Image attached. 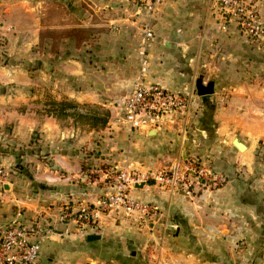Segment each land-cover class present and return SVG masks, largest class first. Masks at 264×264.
<instances>
[{
	"label": "crops",
	"instance_id": "1",
	"mask_svg": "<svg viewBox=\"0 0 264 264\" xmlns=\"http://www.w3.org/2000/svg\"><path fill=\"white\" fill-rule=\"evenodd\" d=\"M261 13L264 21V0ZM148 22L156 38L150 80L188 96L191 108L162 129L131 133L122 121L125 97L110 108L109 76L117 75V84L125 76L133 83ZM0 24L6 51V62L0 59V139L9 128V144L35 152L23 157L32 163L26 175L13 168L0 185V222L20 208L26 219L39 217L61 230L63 207L98 205L109 191L106 165L144 173L197 159L227 178L222 187L193 196L164 192L153 181L132 191L160 209L149 230L161 231L162 220H185V243L192 248L185 259L168 249L151 255L156 262L131 253L155 233L121 213L104 216L86 236H50L36 264H223L202 252L214 255L244 239L264 251V48L235 24L222 30L216 0H165L153 16L113 0H0ZM200 87L211 93L201 94ZM49 101L107 107L109 123L98 131L77 127L74 118L44 114ZM89 235L100 239L90 242Z\"/></svg>",
	"mask_w": 264,
	"mask_h": 264
},
{
	"label": "built area",
	"instance_id": "2",
	"mask_svg": "<svg viewBox=\"0 0 264 264\" xmlns=\"http://www.w3.org/2000/svg\"><path fill=\"white\" fill-rule=\"evenodd\" d=\"M117 3H134L153 16L165 0H113ZM216 12L220 27L226 30L235 24L238 30L258 47L264 48V21L261 0H216ZM3 26L0 24V39ZM7 31H10L8 28ZM143 38L138 47L139 71L133 90L123 101V124L131 131L162 129L178 118H185L191 108V99L181 93L166 89L160 83L150 80V49L155 33L148 22L143 26ZM2 54L0 53V59ZM110 189L92 207L65 208L61 211L59 230L54 224H41L38 220L26 219L22 210H17L12 220L0 222V264H36L42 245L57 234L69 237L73 233L88 235L97 228L104 216L125 214L140 220L157 219L160 209L133 196L132 191L140 184L153 181L162 191L183 193L193 196L199 192L214 190L227 183V178L209 166L200 165L197 159L183 165H174L156 171L136 172L127 169L109 168L104 170ZM4 170L0 168V183ZM69 226L73 227L69 229Z\"/></svg>",
	"mask_w": 264,
	"mask_h": 264
},
{
	"label": "rangeland",
	"instance_id": "3",
	"mask_svg": "<svg viewBox=\"0 0 264 264\" xmlns=\"http://www.w3.org/2000/svg\"><path fill=\"white\" fill-rule=\"evenodd\" d=\"M155 41H156V39H155ZM128 75L130 76V74H128ZM116 79H117V75H115V74L109 76V81H111L110 82V86H111L110 96H113V97H109L108 100L111 102L110 108H112V109L114 107L113 105H116L118 107L120 101L124 97H126L128 94L131 93V91L133 90V87H134L135 80H136V78H135L133 83H130L127 76H125L123 83L117 84L116 82L115 83L113 82ZM50 102L51 101H49L47 103L46 107L42 108V111L45 112L44 114L48 113L49 110H54L52 108V105L50 104ZM49 104H50V107H48ZM35 110H36V108L34 109V111ZM79 111L84 112V113L85 112H90V113L96 112L100 115H103V114H106L107 112H109V115H110V109H108L107 107H103L101 105H98V104L88 105V107L80 105ZM39 112H41V110H39L38 113ZM34 113H36V112H34ZM118 113H120V109H119ZM83 122L84 121H80V122L78 121L77 122L78 124H76V123H73V124L76 125L77 127L84 128L85 124ZM63 125H69V122H63ZM9 130H10L9 128H5L2 131L3 137L0 139V168H2L4 170L3 182L7 181L10 178V176L12 175L11 170L13 168L15 171L18 172L19 175L20 174L26 175V170H27L26 165L27 164L30 165L32 163H29V159L25 160V159H23V157H25L26 155H28L29 157H33L35 155V152L33 150H28L29 151L28 152L24 148L25 146L17 147L16 145H13V143H12V145L9 144L10 143L9 137L11 136V134L8 133ZM134 132H136V131H134ZM5 136H8V138L6 139ZM2 151H3V153H2ZM7 151H9V153H5ZM94 153L96 154L95 151H94ZM88 155H90V154H88ZM262 157H264V155ZM9 158H11V159H9ZM14 164H16L15 167H13ZM168 167L169 166L165 165V166H162L161 168H168ZM104 168L107 170L109 168H115V166L114 165H106ZM149 170H151V169H149ZM149 170H147V171H149ZM129 171L140 172L136 169H133V170L129 169ZM151 171H154V170H151ZM93 176L97 177V173L94 172ZM0 185H1V183H0ZM67 207L72 208V206L69 205V206L63 207V209H65ZM80 207L81 206H79V208ZM84 207H92V206H84ZM19 209L20 208H18L17 210H19ZM117 217H120V216L119 215L114 216V218H117ZM159 217L157 219H153L150 221L149 220L144 221V220H140V219L135 218V217H127V216L120 217V218L121 219L134 218V219L138 220V221H134V223H136V224L141 223L144 225V227H147V230H149V228H148L149 224L152 223L153 221H158ZM33 220H37V221L39 220L41 222V224H43V221L39 217L33 218ZM162 221H164L163 222L164 225L161 226V231L157 230V232H154V230H149L150 233H155L153 236L154 239L152 238V236H147L146 239L143 241L142 247L140 246L141 244L138 243L137 245H133L132 247H130L129 251L131 253L133 252L135 254H139V255L141 254V257L145 256V258H147V260H149V261L154 260L156 262V260L154 258H151V255L156 254L160 257L162 256V253L167 255L166 249H168V250L172 251V254H175V253L179 254V256L176 255L174 257H179L180 260L185 259V249L187 248L190 251L192 249L191 247L187 246V244L185 243L186 242L185 241V237H186L185 236V228H183V225H182V223L185 224V220H182V219L181 220H174L175 222H169L167 220H162ZM169 224L170 225H176L177 224L179 227L177 229L175 227H166V225H169ZM97 228H99V226ZM65 229H66V226L61 225V230H65ZM69 229H73V227L69 226ZM93 229H96V228H93ZM158 238L160 239V242H156V240H158ZM165 238L167 239V241H166V244H163L162 239H165ZM255 238H257V236ZM258 240L263 241V239L261 237H258ZM234 245L235 246H233L231 249L225 250L224 248H222V251H220L219 253L216 252V253H214V255H212L211 251H207V252L204 251V252H202V256L208 260L212 259L214 256L215 258L220 260L223 264H263L264 251H262L260 249L257 250V248L253 244L249 245L247 243L246 239L238 240V242ZM193 251H195V250H193ZM179 263L185 264V261H182Z\"/></svg>",
	"mask_w": 264,
	"mask_h": 264
},
{
	"label": "trees",
	"instance_id": "4",
	"mask_svg": "<svg viewBox=\"0 0 264 264\" xmlns=\"http://www.w3.org/2000/svg\"><path fill=\"white\" fill-rule=\"evenodd\" d=\"M0 53L2 54V61L6 60V51H5V40L0 39ZM6 62V61H5ZM52 108L54 110H49L48 114L58 119H64L67 117L74 118L77 122L84 121L85 125H88L94 130L103 129L109 123L110 115L107 112L106 114L100 115L96 112H80V105L71 101H62V102H52ZM3 153V151H2ZM9 153V151L5 152Z\"/></svg>",
	"mask_w": 264,
	"mask_h": 264
},
{
	"label": "water",
	"instance_id": "5",
	"mask_svg": "<svg viewBox=\"0 0 264 264\" xmlns=\"http://www.w3.org/2000/svg\"><path fill=\"white\" fill-rule=\"evenodd\" d=\"M199 92L201 93V94H209V93H211V91H210V88L209 87H200L199 88ZM156 134V130H153L152 132H150V136H154ZM234 145L240 150V151H243V150H245V147L238 141V140H235L234 141ZM87 239H88V241H90V242H94V241H96V240H99L100 238H99V236H97V235H89L88 237H87Z\"/></svg>",
	"mask_w": 264,
	"mask_h": 264
}]
</instances>
